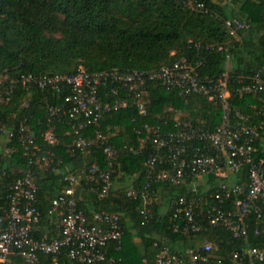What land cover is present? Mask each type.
<instances>
[{"label":"trees","instance_id":"16d2710c","mask_svg":"<svg viewBox=\"0 0 264 264\" xmlns=\"http://www.w3.org/2000/svg\"><path fill=\"white\" fill-rule=\"evenodd\" d=\"M231 1L232 8L227 0H204L208 8L205 12L197 9L192 1L184 3L183 0H0V77L73 73L79 68L89 72L115 67L122 71L149 70L186 55L193 60L204 58L205 64L199 70L205 76L216 78L228 73L237 84L242 74L259 72L264 79V0ZM230 18L250 20L251 27L232 36L226 26ZM197 43L201 48L196 47ZM207 44H224L226 50H207ZM143 94L147 114L128 109L107 113L102 118L101 129L112 131L111 143L120 153L115 185L109 196L100 198L97 180H89L84 175L76 193L79 207L87 213L109 210L123 215L126 225L123 250L113 254L122 256L126 264H142L145 259L153 264L163 244L173 248L196 246L207 239L217 254L232 252L241 246L264 245V233L251 232L247 239H239L228 229L207 223L198 236L175 232L171 201L183 194H192L189 183L183 187L168 183L161 188L157 186L156 194L148 197V206L155 216L150 222L142 223L143 196L127 195L130 186L138 188L145 182V154L134 153L129 148L138 144L137 130L145 123L171 129L177 118L214 130L222 121V108L205 95L184 98L157 82H150ZM58 99L60 96L53 91L43 92L31 84L29 88H18L10 101L0 102V126L15 132L10 138L0 131L3 139L0 167L6 171L0 179V216L8 206L11 183L31 173L38 184L37 205L41 211L40 224L34 231L37 238L52 237L59 232L49 211L53 199L69 186L64 173H79L93 162L103 165L106 162L100 149L71 153L69 148L76 137L71 124L51 122L47 117L46 104ZM232 106L234 111L247 116L249 124L262 125L256 146L257 154H264L263 100L254 94H237L232 97ZM22 122L36 134L39 149L25 153L18 133ZM117 124L119 129H113ZM48 128L58 136L55 145L43 138L42 133ZM49 151L53 152L55 169L47 168L39 158ZM214 180L212 176L209 184ZM231 180L248 182V168L232 175ZM250 220L253 225H264L256 214ZM135 231L142 238L143 253L133 240ZM49 261L50 256L42 254L39 264H49ZM12 264H24V259L15 256Z\"/></svg>","mask_w":264,"mask_h":264},{"label":"built area","instance_id":"2783aa9c","mask_svg":"<svg viewBox=\"0 0 264 264\" xmlns=\"http://www.w3.org/2000/svg\"><path fill=\"white\" fill-rule=\"evenodd\" d=\"M183 1H192L197 9L208 12L204 0ZM226 26L232 36H238L239 31L251 27V21L230 18ZM196 47L201 48V44L197 43ZM206 49L226 50V47L207 44ZM204 64V58L193 60L184 55L149 70L122 71L115 67L89 72L79 68L73 73L0 77V102L10 101L18 88H29L31 84L60 96L57 101L46 104L47 117L51 122L71 124L76 134L69 148L71 153L100 149L106 160L104 165L93 162L79 173H64L69 186L53 199L49 211L53 224L59 228L52 237L34 235L41 211L37 205L38 184L33 175L26 173L15 179L7 196L8 206L0 216V264H12L15 256H21L24 264H39L42 254L50 256L49 264H126L122 256L113 254L123 250L126 235L123 215L109 210L87 213L79 207L76 193L84 175L89 180H97L100 198L109 196L115 185L120 153L111 143L112 131L101 129L102 118L107 113L128 109L147 114L143 92L150 82L160 83L184 98L205 95L222 108V121L214 130L183 118H177L171 129L145 123L137 130L138 144L129 148L134 153L145 154V182L138 188L130 186L127 195L143 196L142 223L150 222L155 216L148 206V197L156 194L157 186L161 188L168 183L183 187L189 183L192 194H183L171 201L175 232L198 236L207 223L224 227L239 239H247L251 232L264 233V225H253L250 220L256 214L257 220L264 221V154L258 155L256 146L262 125L249 124L247 116L234 111L232 106V97L237 94L258 95L264 102V79L259 72L242 74L236 84L228 73L216 78L202 75L199 68ZM113 129L118 130L119 125ZM0 131L10 138L15 136L14 130L0 126ZM18 131L25 153L39 149L36 134L28 124L22 122ZM42 135L51 145L59 141L52 128ZM39 158L47 168L57 167L53 152ZM244 167L248 168V182L231 180ZM5 175L6 171L0 167V179ZM212 176L215 180L209 184ZM213 251L214 246L207 239L184 248L163 244L153 264H264V245L241 246L223 254ZM142 264H148L147 260Z\"/></svg>","mask_w":264,"mask_h":264},{"label":"crops","instance_id":"0c3cea01","mask_svg":"<svg viewBox=\"0 0 264 264\" xmlns=\"http://www.w3.org/2000/svg\"><path fill=\"white\" fill-rule=\"evenodd\" d=\"M229 3H231L232 1L230 0H227ZM232 5L233 3H231V8H232ZM230 66H231V63H228ZM133 240L135 242V244L137 245L138 249L140 252L143 253V250H144V244H143V241H142V238L141 236L135 231L134 232V235H133ZM185 246L184 245H179L177 246L176 248H184Z\"/></svg>","mask_w":264,"mask_h":264},{"label":"rangeland","instance_id":"374dc122","mask_svg":"<svg viewBox=\"0 0 264 264\" xmlns=\"http://www.w3.org/2000/svg\"><path fill=\"white\" fill-rule=\"evenodd\" d=\"M2 142H3V139L0 138V148H1V146H2Z\"/></svg>","mask_w":264,"mask_h":264}]
</instances>
